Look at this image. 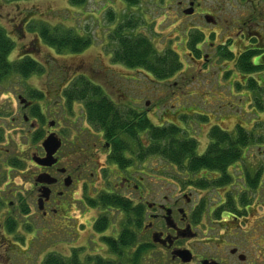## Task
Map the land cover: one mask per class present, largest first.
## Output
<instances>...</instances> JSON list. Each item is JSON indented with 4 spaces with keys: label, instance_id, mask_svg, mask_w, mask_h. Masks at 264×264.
<instances>
[{
    "label": "rangeland",
    "instance_id": "obj_1",
    "mask_svg": "<svg viewBox=\"0 0 264 264\" xmlns=\"http://www.w3.org/2000/svg\"><path fill=\"white\" fill-rule=\"evenodd\" d=\"M77 1L78 4L72 0H0V25L15 42L11 58L29 55L44 68L43 73L27 79L11 77L0 85V264H44L50 253L70 256L69 243L74 236L78 243L89 241L86 252L90 256L116 259L93 226L98 215L109 214L110 226L102 234L116 236L121 230L122 216L88 204L84 207L80 202L84 197L81 186L71 194V201L78 200V203L72 205L66 215L72 219L69 222L49 224L38 216L24 215L21 208L26 203L31 213L35 212L30 198V182L35 168L30 159L40 145L32 142L34 130L30 124L13 120L21 112L18 96L30 98L33 90L43 92V99H30L50 119L53 111H58L57 106L63 103V98L57 97L61 94L57 90L58 82L63 89L68 78L80 73L95 79L121 110L127 109L126 102L131 100V97L126 99L125 79L136 77L139 80L135 87L138 89L136 107L149 111L156 124L173 123L183 128L184 137L198 140L199 155L206 152L210 143L208 133L212 124L229 132H235L241 125L253 133L255 141L248 146L245 157L230 168L234 177L230 185L202 191L191 189L197 202L208 200L211 211L217 205L214 201L226 200L229 194L234 195L233 202L238 208L232 213L235 218L224 215L203 219L202 234L194 247L209 251L217 249L216 239L224 236L229 244L240 247V252L248 258L246 264H264V77L254 74L253 79L248 75L255 71L243 72L237 66V57L242 56L254 41L248 33L264 37V16L262 21L249 19V13L257 3L251 0H139L138 6H130L125 0ZM190 8H194V15V12L185 14ZM201 12L214 14L217 23H208ZM128 18L139 24L132 33L146 36L157 54L168 51L176 54L182 64L179 73L162 80L143 70L128 69L112 62L111 53L116 47L113 31ZM40 24L59 31L74 30L81 36L90 37L92 44L82 53L59 55L38 38L36 28ZM194 34L202 35L201 41L194 42L195 49L196 45L201 49L197 53L192 45ZM227 47L233 53H229ZM205 55L210 56L206 61ZM135 88L130 90L133 94ZM79 111L81 109L76 107L77 114ZM38 128L49 129L47 122L44 126L39 124ZM13 158L21 160L20 166H13ZM152 168L151 174H185L158 158L152 161ZM259 170L262 174L256 189L244 184L246 173L256 175ZM212 175L218 177V174ZM204 176L161 177L169 178V182H184ZM96 187L102 189L100 184ZM159 187L155 186V189ZM181 187L184 188L182 184ZM88 188L86 195L94 196L96 190ZM162 188L168 191L167 188L173 190L174 186ZM244 194L249 200L242 206ZM9 218L18 223L12 234L5 227ZM27 227L31 228L30 231L26 230ZM149 263L147 259L142 262ZM235 264L242 263L236 260Z\"/></svg>",
    "mask_w": 264,
    "mask_h": 264
},
{
    "label": "flooded vegetation",
    "instance_id": "obj_2",
    "mask_svg": "<svg viewBox=\"0 0 264 264\" xmlns=\"http://www.w3.org/2000/svg\"><path fill=\"white\" fill-rule=\"evenodd\" d=\"M251 2H256L257 6L252 7V11L249 13V19L253 20L256 18V20L262 21V17L264 16V0H251ZM195 6L196 3L194 7ZM195 13L194 11L192 15ZM201 15H203L205 20L207 16L212 17L214 18L213 23H217L214 14L201 12ZM248 34L251 36L250 39L254 41L250 42V45L246 47L243 54L249 57V63L257 68L253 74H249L248 76L255 79L252 76L255 74L263 78L264 37L260 34L262 36L260 38L258 33H256L255 36H253L251 32ZM197 46L198 45H196L197 50L200 51L201 49ZM223 47L226 46L224 45ZM227 51L233 53L231 48L228 47ZM203 58L206 61L210 56L205 55ZM239 58L240 57H237V60H239ZM78 79H85L89 83L88 85L102 89L104 95L107 96L119 110L121 119L126 123V129L130 130L131 127H133L132 122L137 121V115L146 117L147 120L153 122L149 111H142L136 107V104H138L136 100V92L138 89L135 87L136 83L139 82L136 77H126L125 79L126 82L123 88L126 92V99L131 97V100L126 102L128 108L124 110H121L116 105L115 101L110 98V94L104 90L95 79L83 73L72 75L71 79L68 78L63 85V89H61L62 86L58 82L57 90H60L61 94L57 93V97H62L63 103L57 106L58 111H53V116L50 119L44 115L43 110H41L45 118L43 124H41L39 120L29 117L28 113H31L37 104L30 98L25 97L27 99V106L20 105L19 112H21L18 117L13 118V120H23L25 124H30L34 133L40 131L38 135H42V137L35 143V145H40V149L33 152L30 159V163L33 168H35L34 172H32L30 182L32 192L30 198L33 201V206H35V212L31 213L28 204L23 203L21 206L23 214L26 216H38L42 221L44 220L49 224L57 225L66 220L69 222L72 219L66 215L70 207L78 203V200L71 201L72 192L80 186L82 187V190H84V197L80 202L86 207L88 204L87 198H89L86 194L89 193L88 186H90L91 189L96 190V194L90 198H96L99 193L105 192L117 195L131 202L134 208H140L143 229L138 236L139 242L136 247H147L148 252L145 253L144 259L150 260L149 264H235L236 260L242 264L248 263V258L245 254L240 252V247L229 244L224 236L216 239L218 243L217 249L209 251L205 248L201 249L200 247H194V243L199 241L202 234L201 226L203 225V219L216 216L217 210L224 204L225 199L222 200V198H220L221 200L214 201L217 205L212 211L210 203H208L209 207L205 206L204 208L202 205L208 200L204 199L197 202L191 191V189L198 191H202L203 189L195 187L190 180L184 182H181V180H176L177 182L174 180L172 182L168 181L173 175L177 176V178L185 179L199 174H151L153 170V156L143 155L142 160H140L141 158L137 145L125 151L118 147L116 149L114 144L115 140H109L106 136V131L102 129V127L94 125L89 120L87 103L90 102L92 105L95 104L91 101L92 95H88L85 99L73 100L70 102L65 97V90ZM250 79H248L247 82H249ZM64 82L65 80L62 81V83ZM258 87H261L259 82ZM81 88L80 86L77 87L78 91L82 92ZM132 88L136 89L134 94L133 91H130ZM146 104H148V102ZM92 105L90 106L92 107ZM76 107L81 109L78 114L76 113ZM93 110L97 111L98 108L94 107ZM25 116L29 119L26 120ZM46 122L49 129L45 128L44 130L38 128L39 124L40 126H44ZM32 124L34 126H32ZM153 124L166 126L165 123L156 124L153 122ZM170 124L173 123H169L168 125ZM174 125L180 127L177 124ZM212 127L213 126L209 127V131ZM61 128L63 129L61 130ZM134 129H137V126H134ZM181 130L184 132L183 128H181ZM63 133L67 135V137ZM50 135H54V137L58 139V142H60V145L51 157L53 160L51 165L39 164L37 160L43 161L46 159L47 152L43 147V141ZM137 135L140 136L144 147L149 146L150 141L147 132H142ZM182 135H184V133ZM116 155L123 161V165L119 162H112L111 156ZM102 156H104L103 160L101 159ZM41 175H49L52 179L51 183L38 181ZM90 182L93 183L90 185ZM97 184L102 185V189L97 190ZM181 184L184 188L181 187ZM160 185L165 188H167V186H174V189L171 190L167 188L168 191H164L162 187H159ZM155 186L159 187L158 190L155 189ZM186 187L187 189H185ZM99 210L102 211V209ZM114 212H117L118 215L123 217L122 211L115 210ZM224 215H230L235 218L230 209L222 211L219 218H222ZM100 216H102V214L98 215L94 223ZM74 225L76 224L72 226ZM81 225H85V223ZM77 234L76 232L75 235ZM100 235L101 241L102 237H117V235H104L102 233ZM58 242L59 244L61 243V241ZM88 243L89 241L78 243V238L74 236L73 240L69 243V248L71 249L70 256H61L56 253L52 254L65 259H70L76 255L82 263H85L87 259L91 257L90 254L86 252V246H89ZM221 245H223V248H219ZM179 250L190 251L192 260L186 263L182 258L173 254ZM86 254L88 255L85 257ZM155 254L158 255L156 256ZM241 256H244V259H241ZM82 258H85V261Z\"/></svg>",
    "mask_w": 264,
    "mask_h": 264
},
{
    "label": "trees",
    "instance_id": "obj_3",
    "mask_svg": "<svg viewBox=\"0 0 264 264\" xmlns=\"http://www.w3.org/2000/svg\"><path fill=\"white\" fill-rule=\"evenodd\" d=\"M125 1L130 6H138L140 2L139 0ZM72 2L78 4L77 0H72ZM128 19L123 21L113 31L112 39L115 41L116 47L111 53L112 62L128 69L143 70L162 80H166L179 73L182 64L176 54L172 51L157 54L152 42L146 36L132 33L133 29L139 25L138 21L133 18ZM36 29L38 38L59 55L79 54L86 51L92 44L90 37L81 36L71 29L59 31L46 24H40ZM193 37V50L197 53L198 50L197 48L195 49L196 43L194 42L201 41L202 35L194 34ZM14 50L15 42L0 25V85L11 77L27 79L33 74L43 73L44 68L41 63L29 55L12 59L11 56ZM240 57L237 66L241 71L254 72L257 70L256 67L249 63V57L245 54ZM72 84L64 92L67 100L70 102L85 99L88 95H92L91 101L95 104L87 103L89 120L94 125L102 127L106 131V136L109 140H115L116 149L118 147L125 151L137 145L140 160H142L143 155H151L176 167L179 171L185 172V174H205L206 176L196 181H190L199 189L207 190L230 185L234 180V177L230 173V168L243 160L249 148L248 146L255 141L253 133L247 131L241 125L237 126L235 132L226 131L220 126L215 125L209 131L210 143L206 152L203 155H199L198 141L194 138L184 137L180 127L174 124L158 126L153 124L151 120H147L146 117L135 114L138 119L132 122L133 127L128 130L126 129L125 121L119 115V110L104 95L101 88L88 85L89 83L85 79H78ZM79 86L82 87V92L78 91L77 87ZM30 98L41 100L44 98V95L40 91H32ZM94 107H97L98 110H93ZM29 117L39 120L41 124L45 122L44 115L38 104L34 107ZM134 126H137V129H134ZM39 132L33 134L32 142L34 144L42 137V135H38ZM142 132H147L150 141L149 146L144 147L140 136L137 135ZM111 158L112 162H119L123 165V161L117 155L111 156ZM20 161L19 158H13V166H20ZM212 174H218V177ZM246 174L244 184L252 189H256L261 179V171L256 172V175ZM243 196L241 204L245 206L248 204L249 199H247L246 194ZM233 198L234 195L229 194L224 204H220L221 208L217 210L216 216L213 217L219 218L220 213L225 209H230L232 213H236L238 208L233 202ZM87 202L93 208L104 211L116 210L123 212L120 222L121 230L117 237L106 236L102 238L110 253L116 259L91 256L85 263H82L76 255L70 259H65L50 253L45 258L44 264H141L148 249L144 246L136 247L139 242L138 236L143 229L140 208H134L131 202L117 195L105 192L99 193L96 198H87ZM208 203L206 201L202 206L204 208L205 206L209 207ZM110 222L109 214L100 216L94 223L95 232L99 234L105 232L109 228ZM17 226L18 223L14 218H9L5 222V227L9 234L14 233ZM30 229V227L26 228L27 231H30Z\"/></svg>",
    "mask_w": 264,
    "mask_h": 264
},
{
    "label": "water",
    "instance_id": "obj_4",
    "mask_svg": "<svg viewBox=\"0 0 264 264\" xmlns=\"http://www.w3.org/2000/svg\"><path fill=\"white\" fill-rule=\"evenodd\" d=\"M193 13V9L190 8L188 10L185 11V14H192ZM206 21L208 23H213L214 19L212 17H206ZM19 100L20 103L23 104L24 106H27V100L25 98H23L22 96H19ZM26 120L28 119L27 117H25ZM34 126V125H32ZM60 142H58V139H56L54 137V135H50L48 138H46L43 141V147L45 148L46 152H47V156L46 159H44L43 161L41 160H37V162L39 164H46V165H51L53 163V160L51 159L52 155L54 154V152L57 150V148L59 147ZM36 160V159H35ZM51 178L49 175H41L38 178V181L41 182H46V183H51ZM175 256H179L180 258L183 259L184 262H190L192 260V254L190 251L188 250H179L173 253ZM241 259H244V256H241Z\"/></svg>",
    "mask_w": 264,
    "mask_h": 264
}]
</instances>
